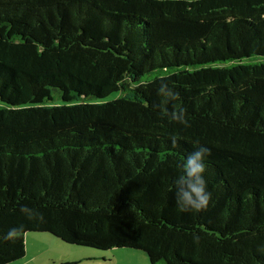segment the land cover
I'll list each match as a JSON object with an SVG mask.
<instances>
[{"label": "trees", "instance_id": "trees-1", "mask_svg": "<svg viewBox=\"0 0 264 264\" xmlns=\"http://www.w3.org/2000/svg\"><path fill=\"white\" fill-rule=\"evenodd\" d=\"M199 145L212 201L180 212ZM28 233L264 264V0H0V264Z\"/></svg>", "mask_w": 264, "mask_h": 264}, {"label": "rangeland", "instance_id": "rangeland-1", "mask_svg": "<svg viewBox=\"0 0 264 264\" xmlns=\"http://www.w3.org/2000/svg\"><path fill=\"white\" fill-rule=\"evenodd\" d=\"M55 103L61 102L56 98ZM25 247V257L13 264H151L143 251L124 248L100 251L65 243L47 233L27 234Z\"/></svg>", "mask_w": 264, "mask_h": 264}, {"label": "clouds", "instance_id": "clouds-1", "mask_svg": "<svg viewBox=\"0 0 264 264\" xmlns=\"http://www.w3.org/2000/svg\"><path fill=\"white\" fill-rule=\"evenodd\" d=\"M158 94L164 95L171 100H175L179 96V94L173 92L166 83L161 84L158 89ZM184 111L185 110L181 109L178 112H172L170 113V118L185 124V126H190L185 119ZM171 139L173 145H175L178 138L172 137ZM210 155V148L199 145L197 150L188 154L183 162L177 164V167L182 169V174L175 180L178 211L200 213L209 208L212 195L207 190V181L205 179L207 166L205 160ZM14 232L15 230H9L3 239L11 240L14 236Z\"/></svg>", "mask_w": 264, "mask_h": 264}, {"label": "crops", "instance_id": "crops-1", "mask_svg": "<svg viewBox=\"0 0 264 264\" xmlns=\"http://www.w3.org/2000/svg\"><path fill=\"white\" fill-rule=\"evenodd\" d=\"M28 234H31V233H28ZM25 238H26V236H25Z\"/></svg>", "mask_w": 264, "mask_h": 264}]
</instances>
